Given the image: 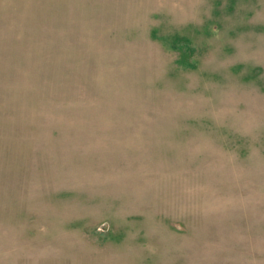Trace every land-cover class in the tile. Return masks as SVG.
<instances>
[{
  "label": "rangeland",
  "instance_id": "374dc122",
  "mask_svg": "<svg viewBox=\"0 0 264 264\" xmlns=\"http://www.w3.org/2000/svg\"><path fill=\"white\" fill-rule=\"evenodd\" d=\"M0 264H264V0H0Z\"/></svg>",
  "mask_w": 264,
  "mask_h": 264
}]
</instances>
